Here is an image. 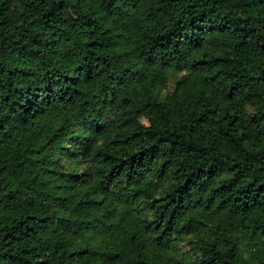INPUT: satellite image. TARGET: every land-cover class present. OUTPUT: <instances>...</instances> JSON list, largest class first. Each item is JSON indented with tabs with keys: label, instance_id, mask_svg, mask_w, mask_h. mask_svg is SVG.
<instances>
[{
	"label": "clouds",
	"instance_id": "9594fccd",
	"mask_svg": "<svg viewBox=\"0 0 264 264\" xmlns=\"http://www.w3.org/2000/svg\"><path fill=\"white\" fill-rule=\"evenodd\" d=\"M0 264H264V0H0Z\"/></svg>",
	"mask_w": 264,
	"mask_h": 264
}]
</instances>
